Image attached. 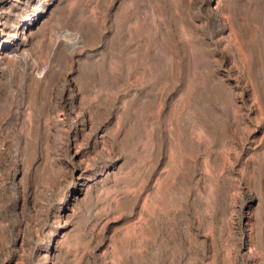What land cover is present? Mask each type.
Here are the masks:
<instances>
[{
  "label": "rangeland",
  "instance_id": "rangeland-1",
  "mask_svg": "<svg viewBox=\"0 0 264 264\" xmlns=\"http://www.w3.org/2000/svg\"><path fill=\"white\" fill-rule=\"evenodd\" d=\"M0 264H264V0H0Z\"/></svg>",
  "mask_w": 264,
  "mask_h": 264
},
{
  "label": "bare ground",
  "instance_id": "bare-ground-1",
  "mask_svg": "<svg viewBox=\"0 0 264 264\" xmlns=\"http://www.w3.org/2000/svg\"><path fill=\"white\" fill-rule=\"evenodd\" d=\"M135 66L132 70H131V73L132 71L136 70L133 74H137V77H139V79L141 78H144V76L146 77L148 74H150L152 72V65L151 67L149 65H145V66H140V65H133ZM130 68V67H129ZM178 70H181V66H180V69L177 67ZM152 77V76H151ZM200 121H201V118H199ZM205 118L202 119V121H204Z\"/></svg>",
  "mask_w": 264,
  "mask_h": 264
}]
</instances>
